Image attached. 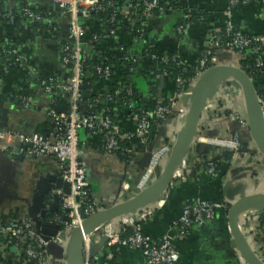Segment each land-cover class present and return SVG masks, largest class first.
<instances>
[{
  "label": "crops",
  "instance_id": "0c3cea01",
  "mask_svg": "<svg viewBox=\"0 0 264 264\" xmlns=\"http://www.w3.org/2000/svg\"><path fill=\"white\" fill-rule=\"evenodd\" d=\"M116 1L122 3L128 0ZM167 1H173L174 4L181 6L180 15L176 11L160 16L148 14L140 18V21L134 19L132 24L140 22L147 28L149 39L145 44L148 47L158 53L178 55L190 67L194 66L204 53L210 30L221 31L228 21L245 33L264 37V6L258 3L229 10V0ZM25 4L35 6L37 9H47L51 6L52 0H0V6L5 9L19 10ZM183 9L192 13L198 9L206 11L210 22L209 29L204 24H191L183 34H179L178 23ZM56 14L53 18L59 29L56 35L38 34L32 25L11 26L0 20L1 43L15 47L24 58V65L19 71L5 70L0 78V132L11 136V138L6 137V147L0 148V222L35 217L36 208L32 204V196L36 192L37 183L42 177L57 172L56 161L52 157H25L23 160H14L11 154L14 148L20 147L22 150L26 147L21 145L20 141H16L13 135L29 136L49 129L46 111L50 98L39 85L27 84L25 78L31 77L28 68L33 67L39 77L53 76L58 84L66 81L68 72L61 67L60 50L69 28L70 17L59 12ZM144 18L145 21L141 20ZM136 39L132 33L119 34L114 46L126 47V54L131 53L134 48V53L140 55L143 43L142 45L136 43ZM111 44V42L100 44V50L107 53ZM125 53L115 52L112 54L113 59L121 61L126 56ZM215 53L227 62L231 60L237 63L236 65L240 63L238 56L220 50H216ZM1 68L3 66L0 61V70ZM138 70L132 82L139 88L137 90L143 99L156 95L167 100L174 96L172 81L163 77L153 61L142 59ZM157 71L160 73V78L156 74ZM143 76L150 79H152L150 76L154 79L158 77L159 81L161 80L160 87L151 85V82ZM251 79L255 88H260L264 82V72ZM123 81V71L117 69L111 82L118 85ZM224 83L235 84L241 89L240 85L232 80H226L218 87ZM102 87L103 84L97 85L95 90L101 91ZM218 87L207 101L196 136L176 172L177 174L183 171L184 179H175L160 200L162 207L141 222L143 232L147 236L158 238L165 235L171 224L180 218L183 204L187 201L196 199L210 202L229 201L227 190L235 191L236 198L264 197V156L259 157L260 152L258 151L257 155L254 151L249 126L241 127L239 119L220 109L223 99L217 96ZM23 91L34 97L36 104L32 108L17 105V101L20 100L19 94H23ZM241 92L243 94L242 89ZM176 96L178 108L184 107L186 102L183 100L186 97L181 94ZM214 96L217 98L214 99ZM143 103L139 105L142 106ZM174 126V120L167 122L164 126L166 127L164 136L155 129L152 144L161 143V140L171 141L167 137H172L175 130L180 134L185 125L183 126L181 122L178 127ZM124 128L133 127L125 125ZM234 132L239 135V143L243 144V148L240 145L239 150L226 149L209 143V139L232 138ZM81 139L84 148L81 160L89 178L90 192L95 203L113 205L124 201L126 194L121 183L130 181L135 185L140 181L141 174L138 175V169L132 170L127 167L125 160L119 156L105 155L98 138L82 133ZM146 154V147H140L136 161V165L140 168ZM226 154L229 158L223 159L224 166L220 173L214 177L206 175L204 163ZM171 156L172 154L164 156L159 167L164 168ZM245 214L248 216L242 214L238 219L240 230L253 252L250 236H255L260 242H264V211H249ZM189 232L185 238H177L175 241L180 252V260L177 264H246L230 234L228 213L227 215L221 213L219 217L204 226H193ZM107 237L105 229H102L85 239V245L87 243L91 247L93 254L99 252L102 255V260L96 264H144L140 251L122 246L107 247L105 245ZM262 244L264 246V243ZM85 245H83L84 250ZM259 253L264 254V249L260 248ZM57 255V251L51 253L52 262L53 257ZM0 264H22V262L17 253L9 249L6 253L0 254Z\"/></svg>",
  "mask_w": 264,
  "mask_h": 264
},
{
  "label": "built area",
  "instance_id": "2783aa9c",
  "mask_svg": "<svg viewBox=\"0 0 264 264\" xmlns=\"http://www.w3.org/2000/svg\"><path fill=\"white\" fill-rule=\"evenodd\" d=\"M116 2L118 1L52 0L51 6L45 9V11L54 10L57 13L67 14L70 17L69 28L65 36L66 43H62L60 50L61 67L65 68L69 76L66 81L60 84L57 83L53 76L39 78V86L50 98V104L46 111L49 129L29 136H13L16 141L21 142V145L26 146L20 150L21 155L25 157H52L56 161V175L63 185L67 186L68 193H65L63 189L54 190L44 204L47 214H52L51 207L55 203L58 205V210L63 212L62 217L46 220L48 223L61 227L57 236L49 241L45 239L41 229L38 227L44 222L39 214L35 217L10 219L6 222H0V254L6 253L11 249L17 253L22 264H51V245L54 244L57 248H61L65 240L68 241L70 233L81 225L80 214L83 213L88 217L97 211L95 202L91 208L83 210L88 196L90 195L92 198L93 196L90 192L89 178L81 160L84 153L81 139L82 133L96 137L100 142L105 141L102 151L107 156H117V152L121 151L127 167L132 170L138 169V175L141 174L140 182L143 185L148 184L147 186H150L154 182L153 176L164 156L173 152L174 142L170 143L161 140V143L153 145L152 138L154 137L153 131L155 129L160 131L162 128H166L164 126L167 122L177 116V96L175 97V95L181 94L186 97V107H184L190 111L192 90L203 74L215 66H235L231 64V60L227 62L225 59L220 58L215 51L220 50L224 53L238 56L240 61L246 60L248 56L256 55V68L259 73L262 74L264 72V37L252 34H249L251 37H247L248 33L246 34L237 28L231 21H228L225 25V39H222L219 29L210 30L204 53L198 62L191 67L178 55H168L164 52L158 53L153 48L148 47L143 42L146 36L142 30L140 31V42L144 38L142 39L141 54L137 55L134 52L126 54V47L114 46L115 40L120 34L121 26L119 24L115 23V28L109 30L103 29L101 21H90L92 15L94 16L108 8L111 9L114 19L122 17L132 22L137 18V21H140L142 17L137 14L136 7L130 0L123 2V7H118ZM166 2V8L159 9L160 15L173 12L175 8L181 9V6L174 4L173 1L166 0ZM250 3L245 2L239 5L238 0H229L228 9L246 6ZM158 5V0L145 2L148 14L153 15ZM11 10L8 9L9 12L5 15L6 19L4 20L7 24H13L14 22ZM19 11L25 18V24L33 25L46 21L41 13L34 11L28 4L20 7ZM192 14L187 9L181 11V25L178 27L179 34H183L186 28L192 24L190 23ZM49 15V18H53V15ZM92 27L101 29L99 31L100 35L93 38L97 48L100 49L99 46L102 43H112L107 53L101 51L104 56L101 58V64L97 69L100 81L96 86L101 84L104 86V83L111 84L117 69H123L124 75V81L117 85L119 88L115 90L114 94L107 93L103 87L99 91L101 95L103 93L104 96L106 95L105 109L100 112H89L88 110L92 109L93 105L86 101L83 102L81 99L82 86L85 85L82 82L83 63L91 56V50H93L92 46L91 48L88 47L85 38L90 35ZM46 33L53 35L50 31L41 34ZM115 52L126 54L116 64L109 61V59L113 58L112 54ZM12 53L18 56L22 67L24 58L20 51L15 48ZM142 59L153 61L163 77H167L172 81L175 94L171 99L166 100L156 95L143 99L140 95L136 96L134 94L135 85L132 81L135 74L139 72L138 68ZM175 69H181L183 74L193 70V74L190 75V72L187 74V81L190 83L188 89L184 88L185 79L173 73ZM5 70H8V68H1L0 78L4 75ZM28 72L33 78L39 77L33 67H29ZM150 77L152 79L143 76L144 79H147L153 85L154 78ZM257 84L259 85V83ZM96 86L93 89L88 87L91 96L97 92L95 90ZM258 89L260 88L256 87L257 93ZM262 90L264 91V87ZM19 98L23 101L26 108H32L36 104L34 97L27 91L19 94ZM259 99L264 113V97H259ZM141 102H144L143 105L141 104L142 106L139 105ZM58 105L66 107V109L60 112L57 110ZM223 108L220 107V109ZM225 110L227 111L226 108L223 109V111ZM122 122L124 123L123 125ZM125 125L133 128L126 129L124 128ZM7 136L11 138L7 133L0 132V148L6 147ZM120 140L129 141V147L121 148ZM209 143L231 150H239L240 147L237 136L234 138L209 139ZM27 145H31V147H27ZM140 147H146L147 153L150 147H153L151 158L144 170H142V166L140 168L139 165H136ZM13 150L11 151L12 156L14 155ZM213 160L209 159L206 161L205 174L214 177L217 172L215 171ZM177 174L175 179H184L183 171ZM129 183L130 181L123 182V192L128 190ZM54 196H58V202L55 201ZM159 205H161V201L145 208L141 215L136 216L135 221L130 218L131 222L122 223L119 227L113 226V223L108 224L104 228L108 236L105 245L110 248L122 246L130 250H139L142 253L144 264H176L179 261V253L175 246L176 239L185 238L189 234L192 225L204 226L215 219L217 211L224 213L229 211L231 207L228 201L210 202L202 199L187 201L183 204L180 218L171 224L168 232L158 238H153L144 234L141 222L143 218L145 219V217L152 215ZM244 215L246 216L245 213ZM121 220L125 221L123 218ZM121 225H127L132 233L124 237ZM63 239L65 240L63 241ZM250 240L254 248L253 253L264 263V254L259 253L260 248L264 249L262 244L264 242H260L255 236H250ZM101 258V253L93 254L91 247L86 243L83 264H96L102 260ZM61 264H65L63 259Z\"/></svg>",
  "mask_w": 264,
  "mask_h": 264
},
{
  "label": "water",
  "instance_id": "95a60500",
  "mask_svg": "<svg viewBox=\"0 0 264 264\" xmlns=\"http://www.w3.org/2000/svg\"><path fill=\"white\" fill-rule=\"evenodd\" d=\"M155 15V14H153ZM145 21V18L142 19ZM148 36L143 40L148 42ZM159 75V71L156 72ZM158 77L153 79L155 86L160 87L161 80ZM226 80L237 82L244 94L249 113V129L253 143L261 155L264 156V137L262 130L264 128V113L258 97L256 88L252 79L237 66H215L207 70L203 76L198 80L197 84L192 90V97L190 101V111L187 123L183 132L178 136L174 147L172 156L163 168L158 180L143 193L138 194L131 199L114 203L113 205H106L104 203L97 204V211L90 216L80 214L82 223L76 227L69 235L67 245L64 249H60L63 261L65 264H83L84 260V241L90 235L102 230L118 219H127L132 216V221L136 220L137 215H141L143 210L159 202L162 196L167 192L171 184L175 180L176 172L184 160L190 144L194 140L199 128L200 120L203 111L206 108L208 99L214 94L217 87ZM91 93L87 85L82 86V101L90 99ZM66 107L57 106V110L62 112ZM160 134L165 135L164 129L160 130ZM21 146V145H20ZM31 147V145H27ZM153 147H150L146 154L142 170L146 169L148 161L151 158ZM14 160H23L24 155L20 154V147L14 148ZM63 189L68 193L67 186H64L62 181L58 179L56 174L42 177L39 179L36 187V192L32 196V204L36 208V215L44 221L38 225L42 234L47 241L55 238L61 227L56 224L46 222L45 202L54 190ZM235 191H226L228 202L231 207L228 211V223L230 234L233 237L236 248L240 253L242 259L246 264H264L251 250L248 242L243 236L238 222L239 217L249 211H264V197H235ZM55 201L58 202V196H54ZM58 205L55 203L51 207V212L58 211ZM55 245L52 244V251Z\"/></svg>",
  "mask_w": 264,
  "mask_h": 264
},
{
  "label": "trees",
  "instance_id": "16d2710c",
  "mask_svg": "<svg viewBox=\"0 0 264 264\" xmlns=\"http://www.w3.org/2000/svg\"><path fill=\"white\" fill-rule=\"evenodd\" d=\"M106 1H110L111 0H106ZM153 0H131V2L133 3V5L136 7L137 10V14H139L141 17L148 15V12L146 10V6H145V2H151ZM159 5L158 8L156 10H154L153 14H155L156 16H160V8H166V1L164 0H158ZM239 5H242L245 2H251V3H258L261 6H264V0H238ZM118 7H123V2L119 3L116 2ZM24 6V5H22ZM32 9L38 13H41L43 18L46 19V21H44L43 23H35L32 26H34V29L38 32V33H45L47 31H50L53 33V35L57 34L59 29L57 28V25L53 22V18L55 15H57L54 10L52 11H45V9H37L35 6H31ZM174 12L176 11L178 15H180V10L175 8L173 9ZM8 9H5L4 7L0 6V20L1 21H5V15L8 13ZM13 16H14V22L13 24H10L11 26H17L20 27L23 24H25V18L22 16L21 11L19 10H11ZM49 14L53 15V18H49ZM113 13H111V9H105L104 11L95 14L94 16L92 15L91 20L93 21H97V22H102L103 24V29H114L115 28V23L119 24L121 26L120 29V34H128V33H132L135 35V38H137V42L140 45H142V38L141 42H140V36H141V30L143 31V33H145V36H147V28L143 27L141 25V23H137V24H132L131 21H128L127 18H116L114 19L112 16ZM208 13L204 10L198 9L196 10V12H193L191 18H190V23L194 24V25H199V24H204L206 25V27L209 29V25L210 22L208 20ZM49 18V19H48ZM179 18V17H178ZM52 24V25H51ZM83 25V24H82ZM181 25V21H179L178 23V27ZM101 29H96L94 27H92L91 31H90V35L87 36L85 38L86 43L88 44V47L93 48V50H91V56L88 57L85 62L83 63V70H82V82L83 84L87 85L90 89H93L96 84L100 81V76L97 73V69L101 64V58H103V53L101 52V50L99 48H97V45L93 42V38L94 36H98L100 35ZM247 34V33H246ZM221 37L222 39L226 38V27H222L221 28ZM66 36V35H65ZM247 37H251V35H246ZM66 43V37L63 38V44ZM254 46V45H252ZM13 49H15V47L11 46L10 44H6L3 45L0 41V61L2 63L3 67H7L8 70L11 71H19L21 69V61L18 59V56L13 54L12 51ZM132 52H135V49H132ZM95 56V57H94ZM110 62L116 64L118 61L116 59H109ZM256 55L253 56H248L246 58V60L244 61H240L239 63V68H241L243 71H245V73L250 77V78H254L255 76H260L261 73L258 72L257 68H256ZM123 71V69H121ZM190 72V75L193 74V70L188 71V73ZM192 72V73H191ZM173 73L175 75H180L185 79V84H184V88L188 89L189 86V81H187V77H188V73L187 74H183V71L181 69H175L173 71ZM69 74H67L66 78H68ZM35 77V76H34ZM40 77L37 78H33V77H26L25 81L27 82V84H30L31 86L33 85H39L40 84ZM264 87V82L262 83V85L260 86V89H258V95L260 98L264 97V91L262 90V88ZM104 91H106L107 93H112L114 94L115 90L119 88V86L114 85L113 83L111 84H106L104 83ZM139 89L136 85L134 86V94L136 96L139 95L138 90ZM104 94V93H103ZM101 95L99 93V91L97 90L96 93L92 94V96L90 97V99H88L86 102H89L93 105V108L88 110L89 112H100L103 109H105L106 106V95ZM17 105L20 107L24 106V103L22 102V100L20 99L19 101H17ZM227 114H230L231 112L226 111ZM233 137L237 136V133L234 132L232 133ZM102 145V150H103V146L105 145V141L101 142ZM130 143L127 140H120V146L121 148H127L129 147ZM241 147L243 148V144H240ZM245 147V146H244ZM117 156H119L121 159H124L122 152L118 151L117 152ZM225 157L229 158V156L226 154L223 157H217L213 160V163L215 165V171L217 172V174L220 173L221 168L224 166L222 161L223 159H226ZM207 167V162L204 163L203 168ZM163 171V166L162 168L159 167L154 176H153V181H157L158 178L160 177L161 172ZM196 172V171H195ZM194 172V173H195ZM223 201V200H222ZM94 199L89 195L84 206H83V210H88L89 208H91L94 204ZM228 211H225L224 214L227 215ZM63 216V212L61 210H58L57 212L53 213V214H46V220H52L57 217H62ZM264 223V220H263ZM196 226V225H192ZM191 227V228H192ZM123 232V236L127 237L129 234L132 233L131 229L127 226V225H121ZM121 230V231H122ZM190 233V232H189ZM189 235V234H188ZM187 235V236H188ZM161 243V241H160Z\"/></svg>",
  "mask_w": 264,
  "mask_h": 264
},
{
  "label": "rangeland",
  "instance_id": "374dc122",
  "mask_svg": "<svg viewBox=\"0 0 264 264\" xmlns=\"http://www.w3.org/2000/svg\"><path fill=\"white\" fill-rule=\"evenodd\" d=\"M231 64L236 65L237 63L235 64V63L232 62ZM236 66H239V65H236ZM217 96L218 97L220 96L223 99V101L221 102V106L226 108L227 111H231V114H233L237 120L239 119L241 127H243V128L246 127L247 128L249 126V114H248V110H247V103H246V100L244 98V95L241 92V89L238 86H236L235 84H226V83H224L220 87H218ZM216 98L214 96V99H216ZM183 101L186 102L187 99L185 98ZM176 106H177V108H176L177 116L173 119L175 121V126L174 127H178L179 126L181 118L184 115V111L186 110V108H185L186 106L185 107H181V108H178L177 104H176ZM173 120H171L169 122H172ZM179 135L180 134L177 133L176 130H175L173 135H172V137L171 136H170V138L167 137V139L171 140V141L167 140V142L171 143V142L176 141V139L178 138ZM232 138H234V137L232 136ZM238 138H239V135L237 136V139ZM250 142H251V140H250ZM251 143L253 144L254 151L258 155L259 152H258L255 144L253 142H251ZM260 155L261 154H259L258 156L260 157ZM121 184H122V187H123V182ZM147 185H143L142 182H140V181H138L135 185L132 182H130L129 183V188H127L128 190L124 191V193L126 194V196H124L125 200L131 199L132 197H135L138 194L145 192L147 190V188L149 187ZM160 207H162V204L159 205L154 212H156L158 209H160ZM220 214L221 213L217 211V215H216L215 219L217 217H219ZM247 214H246V216H248ZM150 216H147V217H150ZM129 222H131V221H129ZM120 224H122L121 220H117L116 222H113V226H115V227L120 226ZM64 240L65 239H63V241ZM66 245H67V240H65V242H64V244L62 245L61 248H57V246H55L53 251L51 250L52 252H54V251L58 252V255L56 257H53V262H54V263L52 262L53 264H56V263L61 264V261H62L61 254L62 253L60 252V249H62L64 251ZM175 246H176V243H175ZM176 248H177V251L179 253V260H180V252H179L177 246H176ZM137 251H139V250H137Z\"/></svg>",
  "mask_w": 264,
  "mask_h": 264
},
{
  "label": "bare ground",
  "instance_id": "6f19581e",
  "mask_svg": "<svg viewBox=\"0 0 264 264\" xmlns=\"http://www.w3.org/2000/svg\"><path fill=\"white\" fill-rule=\"evenodd\" d=\"M188 116H189V110H186L185 112H184V115H183V118H182V125L184 126V125H186V123H187V120H188ZM184 128H185V126H184ZM184 128H183V130H184ZM183 132V131H182ZM181 132V133H182ZM180 133V134H181ZM262 135H263V137H264V128H263V130H262ZM178 175V174H177ZM131 217H128V219H126L125 221H122L121 219V222L122 223H125V222H127V221H130L131 219H130ZM238 222H239V220H238ZM68 242V241H67Z\"/></svg>",
  "mask_w": 264,
  "mask_h": 264
}]
</instances>
